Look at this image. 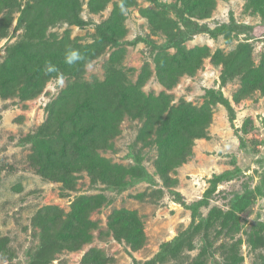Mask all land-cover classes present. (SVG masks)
I'll return each mask as SVG.
<instances>
[{"label": "rangeland", "instance_id": "obj_1", "mask_svg": "<svg viewBox=\"0 0 264 264\" xmlns=\"http://www.w3.org/2000/svg\"><path fill=\"white\" fill-rule=\"evenodd\" d=\"M190 1L0 0V264H264V91L242 76L264 64V0ZM83 49L78 75L47 71ZM208 106L203 137L161 150L174 109Z\"/></svg>", "mask_w": 264, "mask_h": 264}, {"label": "trees", "instance_id": "obj_2", "mask_svg": "<svg viewBox=\"0 0 264 264\" xmlns=\"http://www.w3.org/2000/svg\"><path fill=\"white\" fill-rule=\"evenodd\" d=\"M185 1L188 2V0H185ZM213 1L214 0H195V1L192 2L191 5H189L187 3V7L189 9L193 10V9H197L196 6H198L201 9L203 8V10L205 9L204 10V12H205V11H209V7L213 6L212 5ZM200 31H202V30L200 29ZM102 38L105 39V40L108 39V37L104 33L102 34ZM88 50L89 49L79 52L80 54L77 55V61H75L76 52L72 51L69 56H66L68 58V62L69 63L66 60H60L61 64L57 65L56 67H54L52 65V63L55 61V59L52 58V57L48 58L47 61H46V64L48 63L47 66H46L47 71H49V73H51V74L65 73V74H69V75H78V73L83 69V67L89 61L93 60L95 58V56H97V54L99 53L98 51L95 50V52L93 54H88ZM37 75H38V72H36V71H34V73L32 72V73H30L28 75H27V72H26V79L25 80L22 79V83L24 85L28 86V87H26V89L28 90L27 92L28 93H32V95L35 94L36 92H38V90L36 88L38 86L36 85V83H35V85L32 84L33 77L34 76L36 77ZM242 76H243V87L244 88H246L249 85H251L253 87V90H255L257 87H260V89H262L264 91V64H262V66L260 68L254 69V70L251 69V67L247 66V69H246L245 73L243 72ZM160 77L162 78V77H164V75L163 76L160 75ZM162 82H164L167 85V87H170L171 84H172L170 78H166V77H164ZM6 85H7V82H2V81L0 82V92H2L3 95H5V97L8 95L7 93L9 91V90H7L5 88ZM109 86H110L109 84L106 87L104 86V89L108 88ZM118 91H120V90H118V88H115V86L111 85L109 90L107 92H105V91L104 92H105L106 98L110 101L111 97L113 98L114 94L118 93ZM133 94H134V92L131 93V96H133ZM121 95L124 97V100H126L128 98L126 93L122 92ZM214 99L215 100H214L213 104H222L228 109V111L231 114V116L234 114V109L231 106V104H230L228 99L224 98L223 96H214ZM101 100H103V99H101ZM128 103H129V105H131L130 100L128 101ZM145 103H146L145 105H147V104L150 103V101L147 100V102L145 101ZM95 106L92 103V107L90 109L91 110L94 109ZM131 106H129V108H127L131 112L130 113L131 116H134V117L142 116L143 113L139 112L140 109H137V110L134 111V110H132L130 108ZM209 107L210 106H208L206 108V110L202 114H198V118L195 121H193V119H191V118H190V120H188V119L184 120L182 118H178L180 116L177 113L180 110L179 109H174L172 111L173 114L171 115V117H173V115L174 116L176 115L175 122L172 120V118H170V120H168L167 123L161 122L162 126H163V129H165L167 127V131L164 132L166 140H165L164 144L160 145L161 150L162 149L163 150L166 149V150H169L171 153H178L180 155V157H181V151L184 149L185 146H188L187 148L190 149L189 147H191L190 146L191 145V140H194V139L199 138V137H203L205 135V130L208 128V125L210 124L211 117H210V114L208 112ZM181 108H185V107H181ZM95 109H94V111H96ZM148 116H149V119H151L153 117V114L150 113ZM158 117H160V115ZM46 130H47L46 127H43L39 131L38 134L39 135H43L46 132ZM168 143H169L170 146H168ZM241 143H242V145L245 144L242 139H241ZM63 151L66 152V150H63ZM184 155H186V152L183 154L182 157H184ZM168 159H169L168 155L166 154V152H164L162 160L160 161V166H159V168L162 169L163 171L165 170V168L163 166V163L164 162L166 163V161ZM177 164L178 163H176L174 165L176 166ZM94 166H90L88 168L90 174H92V176L94 178H100L103 181L105 180V178H108V175L106 174V171L104 169L98 171L97 169H98L99 166L96 167V168H94ZM64 167L66 168L67 166L64 165ZM47 171H48V168H47V166L44 165L42 173H44L45 175H50V174H48ZM58 173L59 172H57V174H54V172H53V174H51V175H53L52 177H58ZM229 174L232 175L231 173H225V174H222V175L214 176L213 180L211 181V188L208 189L205 192L203 200L200 201V202H197L192 208V219H193L192 224L193 225L195 224L197 216H198V214H197L198 209L202 205L207 203V201H208L209 197L211 196V194L214 193V191H215V189L217 187V184L222 182L226 177L229 176ZM165 179H168V178H165ZM239 211H243V207H240ZM126 216H131V215H129L128 212H123V213L117 215L116 218L117 219L119 218V220H121L120 223L125 225L127 223H125L124 221L126 219H129ZM131 217L135 218V216H131ZM114 219H113V222H112L113 227H116V225H120V223L117 224V221L114 220ZM45 240H46V238L43 239V242H46ZM3 245H5V242H4V240L0 239V252H1L2 248H3ZM51 251L52 250H51L50 246H45L41 250L40 255L42 257H44V255L49 256ZM6 253H4V254H6ZM33 264H38V263H33Z\"/></svg>", "mask_w": 264, "mask_h": 264}]
</instances>
